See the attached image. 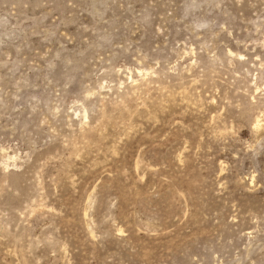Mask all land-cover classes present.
I'll list each match as a JSON object with an SVG mask.
<instances>
[{
  "label": "rangeland",
  "instance_id": "rangeland-1",
  "mask_svg": "<svg viewBox=\"0 0 264 264\" xmlns=\"http://www.w3.org/2000/svg\"><path fill=\"white\" fill-rule=\"evenodd\" d=\"M0 264H264V0H0Z\"/></svg>",
  "mask_w": 264,
  "mask_h": 264
}]
</instances>
